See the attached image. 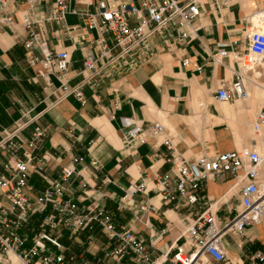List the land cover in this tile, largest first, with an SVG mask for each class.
<instances>
[{
    "label": "crops",
    "instance_id": "0c3cea01",
    "mask_svg": "<svg viewBox=\"0 0 264 264\" xmlns=\"http://www.w3.org/2000/svg\"><path fill=\"white\" fill-rule=\"evenodd\" d=\"M87 1L76 0L71 6L84 9ZM179 1H195L200 9L192 39L166 47L152 38L135 51L139 63L134 69L126 65L115 73L109 70L99 75L85 70L83 63L96 54L98 37L110 40L109 35L88 31L78 15L67 14L64 23L45 20L56 0H36L34 5L29 0L0 3V140L15 130L18 121L25 122L27 127L17 132L15 141L28 149L35 128L45 130L33 154L46 161L50 179L59 181L62 168L73 166L75 175L63 184L64 189H73L67 197L81 207L98 205L111 212L118 228L130 230L157 263L179 247L191 248L186 229L196 212L202 211V206L188 209L162 204L154 191L125 198L133 185L144 183L152 190L155 179L170 172L167 159L172 151L163 141L169 139L175 152L188 162L242 149L264 154V129L259 134L253 130L264 106V84L258 83L264 61L254 70H245L246 100L222 103L216 99L221 84L232 83L240 69L238 58L248 49L246 29L264 9V0ZM25 14L38 22L35 30L48 51L69 53V67L62 75L48 74L41 64L28 63ZM219 42L226 43L229 55L217 60ZM34 53L40 56L42 49L36 47ZM66 90L73 92L65 94ZM77 90L82 100L75 95ZM122 118L144 123L132 147L125 145ZM154 123L164 127L161 135L147 131ZM8 157L0 150V162ZM76 158L82 161L74 163ZM234 184L231 175L203 182V194L220 227L239 207ZM47 186L33 175L28 195L35 198ZM7 205L6 194L0 190V206ZM145 205L153 208L141 211ZM42 218L37 213L32 224ZM61 241L68 254L87 264H107L105 255L116 246L98 227L72 235L65 231ZM222 244L227 256L224 264H264L255 256H264V219L242 233H225ZM0 264L24 263L8 253L0 255Z\"/></svg>",
    "mask_w": 264,
    "mask_h": 264
},
{
    "label": "built area",
    "instance_id": "2783aa9c",
    "mask_svg": "<svg viewBox=\"0 0 264 264\" xmlns=\"http://www.w3.org/2000/svg\"><path fill=\"white\" fill-rule=\"evenodd\" d=\"M29 1L32 5L36 4V0ZM74 1L56 0L45 20L64 23L67 14L78 15L88 31L96 30L109 35L110 40L99 36L94 44L96 54L84 60V69L93 75L109 70L115 73L118 67L126 65L128 69H134L139 63L135 51L147 46L152 38L160 39V44L166 47L187 43L196 35L194 23L200 15L195 1L182 4L179 0H88L84 9L73 8L71 4ZM22 21L29 33L24 43L28 63L32 66L41 64L48 74L65 73L69 67V53L65 50L48 51L47 44L40 41L35 30L38 22L33 21L30 14H25ZM246 30L247 53L238 58L240 69L235 72L234 81L223 82L216 91L219 102L246 100L245 70H254L264 61V9L255 14L254 21ZM36 47L42 49L40 56L34 53ZM228 55L226 43H217L216 59ZM72 92L66 90L65 94ZM74 93L82 100L80 91ZM121 125L126 130L125 145L132 147L137 136L143 133L144 123L122 118ZM26 127L27 123L18 121L15 130L0 140V150L9 156L0 162V190L8 199L7 206H0V255L12 253L24 264H87L68 254V248L61 239L65 231L72 235L98 227L109 243L116 245L105 255L107 264H224L227 256L222 244L223 235L228 232L242 233L264 219V154L242 149L188 162L175 152L171 141L166 139L163 144L172 151L167 159L172 165L170 172L157 177L152 190L144 183L133 185L127 190L125 198L129 200L137 192L148 194L154 191L162 204H175L176 208L188 209L202 206V211L196 212L197 217L186 229L191 248L184 251L179 247L170 258L157 263L130 230L118 228L111 212L98 205L81 207L73 198L67 197L73 189L70 186L64 189L63 184H68L75 175L74 167H63L60 180L52 181L46 161L33 154L45 137V130L35 128L27 143L28 149L15 141L17 132ZM263 129L264 106L253 124L255 133L259 134ZM147 131L158 136L164 132V127L154 123ZM20 150H24L23 157L18 154ZM79 161L82 159H73L74 163ZM33 175H38L48 184L35 198L28 195ZM227 175L235 179L239 207L234 217L220 227L208 198L203 194V182L223 179ZM152 208L145 205L140 210ZM37 213L43 214V218L33 225L32 218ZM58 229L61 232L55 233ZM255 256L264 261L261 253ZM123 259L126 260L122 262Z\"/></svg>",
    "mask_w": 264,
    "mask_h": 264
},
{
    "label": "rangeland",
    "instance_id": "374dc122",
    "mask_svg": "<svg viewBox=\"0 0 264 264\" xmlns=\"http://www.w3.org/2000/svg\"><path fill=\"white\" fill-rule=\"evenodd\" d=\"M261 74L263 76L258 80V83L264 84V71H261Z\"/></svg>",
    "mask_w": 264,
    "mask_h": 264
}]
</instances>
